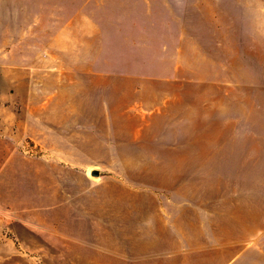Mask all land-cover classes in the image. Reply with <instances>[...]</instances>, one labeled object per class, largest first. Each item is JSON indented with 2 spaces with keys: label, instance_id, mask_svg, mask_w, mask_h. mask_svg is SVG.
Masks as SVG:
<instances>
[{
  "label": "rangeland",
  "instance_id": "1",
  "mask_svg": "<svg viewBox=\"0 0 264 264\" xmlns=\"http://www.w3.org/2000/svg\"><path fill=\"white\" fill-rule=\"evenodd\" d=\"M0 264H264V0H0Z\"/></svg>",
  "mask_w": 264,
  "mask_h": 264
},
{
  "label": "crops",
  "instance_id": "2",
  "mask_svg": "<svg viewBox=\"0 0 264 264\" xmlns=\"http://www.w3.org/2000/svg\"><path fill=\"white\" fill-rule=\"evenodd\" d=\"M45 146L49 147L48 145ZM47 150L49 149L47 148ZM59 151L60 149H58V152ZM58 183L67 185V181L65 178H58ZM97 187L86 188L85 190H81L79 188L66 190L65 188L61 190V193L59 192V203L61 204V208L63 210V213L61 214L63 220H61L60 223H63L65 225L64 229L62 228L61 233L64 236L65 240L73 241L78 244H94V240L96 241L97 239H103L105 236H109V238L114 237V232L112 230L106 229V227L104 229L102 228L101 230L95 228L94 232H92L84 224L85 217L89 215V212H83L79 208L85 203V200L86 203L89 202V200L87 199L89 196L86 195L85 197L84 194H87L88 191L99 190V188ZM138 200L141 201V204L138 206V209L136 211L128 212V214L125 216L126 220L124 219L125 224H134L138 229L141 230L148 229V233H146V237L144 240L155 241L156 227L160 228V226H162L166 228L165 233L167 232V230L169 232H173L172 227L177 226V216L169 217L167 214H165L163 209H158L155 207V202H157L158 196L141 193L138 196ZM125 224L123 225L125 226ZM104 248L115 250L117 249V247H114L112 245L105 246Z\"/></svg>",
  "mask_w": 264,
  "mask_h": 264
},
{
  "label": "water",
  "instance_id": "3",
  "mask_svg": "<svg viewBox=\"0 0 264 264\" xmlns=\"http://www.w3.org/2000/svg\"><path fill=\"white\" fill-rule=\"evenodd\" d=\"M91 173H92L93 175H99V174H100V171H99L98 169H93V170L91 171Z\"/></svg>",
  "mask_w": 264,
  "mask_h": 264
}]
</instances>
